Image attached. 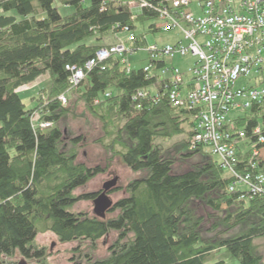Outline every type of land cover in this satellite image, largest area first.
<instances>
[{
  "label": "trees",
  "instance_id": "obj_1",
  "mask_svg": "<svg viewBox=\"0 0 264 264\" xmlns=\"http://www.w3.org/2000/svg\"><path fill=\"white\" fill-rule=\"evenodd\" d=\"M59 1L71 9L68 14L60 13L55 0H0V258L10 260L6 264L19 258L53 264L47 247L37 242L39 235L51 233L61 243L87 241L93 250L116 232L108 257L95 258L90 251L72 264H227V256L239 264H263L257 240L264 239V193L252 195L242 186L231 190L237 181L218 157L208 147L191 150V112L172 104L156 75L165 64L150 61V73L112 55L86 67L125 28L135 33L130 47L144 48L145 34L136 33L137 23L160 20L167 0H144L148 5L137 14L129 4L138 0ZM156 26L152 32L159 31ZM73 68L85 72L77 89L70 84ZM48 71L51 88L28 110L18 90ZM75 90L102 124L103 136L96 142L133 172L144 173L107 215L118 214L106 219L71 210L98 197L75 191L105 172L78 162L83 137L73 138L71 148L66 145L63 125L70 109L60 97L71 101ZM139 92L145 95L138 97ZM34 113L51 127H38ZM235 122L247 139L246 145L237 144L235 170L264 175L263 157H254L249 148L264 149L253 135L261 127L264 138V99ZM181 135L187 137L181 159L197 161L176 172V159L163 143Z\"/></svg>",
  "mask_w": 264,
  "mask_h": 264
},
{
  "label": "built area",
  "instance_id": "obj_2",
  "mask_svg": "<svg viewBox=\"0 0 264 264\" xmlns=\"http://www.w3.org/2000/svg\"><path fill=\"white\" fill-rule=\"evenodd\" d=\"M136 3L141 8L148 5L144 0L133 1L129 4L130 10ZM161 20L164 25L160 26L166 32L178 28L186 40V43L153 46L150 57L152 62L165 64L156 75H160L167 86L172 104L191 112L195 123L191 148L208 147L219 158L220 164L237 181L231 190L242 186L249 194H263V174L241 175L234 166L238 138L247 141L244 133L237 129L235 118L247 113L253 103L264 99V0H167ZM124 31L129 32V29ZM134 37L132 35L130 40ZM126 51L123 43L101 49L97 58L86 67L91 69L112 55L123 56ZM188 56L197 59L188 72L167 63V60ZM144 70L152 73L153 63ZM72 71L71 89H77L85 72L75 68ZM241 79L246 83L238 86ZM144 95L139 92L138 97ZM60 99L67 103L65 96ZM51 125L43 122L39 127L47 129ZM261 131L258 127L253 135L259 137V143H264ZM252 154L261 156L256 146ZM251 165L255 167L253 162ZM241 195L245 197L246 194Z\"/></svg>",
  "mask_w": 264,
  "mask_h": 264
},
{
  "label": "rangeland",
  "instance_id": "obj_3",
  "mask_svg": "<svg viewBox=\"0 0 264 264\" xmlns=\"http://www.w3.org/2000/svg\"><path fill=\"white\" fill-rule=\"evenodd\" d=\"M133 8L135 13H138V9L141 8L140 4ZM54 6L60 11L62 15L68 14L71 9L69 7L63 6L59 0H55ZM138 10V11H137ZM13 12H10L11 14ZM153 25L159 27V31L152 32L151 28ZM163 20H149L144 23H137V34H145L146 44L144 48H139L137 51L133 50L130 47L132 41L130 40L132 35L135 36L133 32L124 31L119 33L114 37L115 43L112 45L117 47L122 43L126 45L127 51L124 53V61H128V65L132 68H142L147 67L151 61L150 49L153 46L164 47L167 45H175L178 42L186 43L184 33L180 29H174L172 31L166 32L163 27ZM187 25H184L186 27ZM112 38H110L109 43H112ZM111 47V46H110ZM104 54H100V56ZM122 57V56H121ZM197 59L194 56H188L186 58L176 57L174 60H167V63L170 66L178 67L183 72H188L190 67L194 65ZM152 72H154L152 70ZM52 71H48L46 74L39 77L34 83H31L27 86H24L18 90V93L26 105L28 110L34 109L38 105L36 98L42 94L43 90H49L53 83ZM246 83V80L241 79L238 82V86H243ZM151 92H155L153 88L149 89ZM78 93V92H77ZM76 90L73 96H71V101L63 103L65 107L70 109V112L66 119L64 120L63 130L65 134L66 145L71 148V141L73 138L83 137V143L78 147V162L85 163L91 167L101 166L105 169V172L97 175L95 178L90 180L85 186L78 188L75 191L76 195L90 194V193H99L101 194L103 188L106 184L110 182H117L111 191L108 193V196L115 204L120 199L127 196L126 188L127 186L135 179L144 176V173H135L130 168H128L123 160L120 157H113L102 145L98 144L96 140L103 136L102 124L101 122L94 117L86 108L82 101L77 100ZM98 103V102H97ZM237 114V113H235ZM239 114V113H238ZM39 113H34V120L36 125L39 127L42 122H40ZM186 135H181L173 138L170 141L164 142L163 146L165 150L170 153L176 159L175 171L183 172L188 170L191 167V164L197 161V157L194 160L181 159L182 148L181 144L186 140ZM247 141H239V144L246 145ZM248 146V145H247ZM255 146H249L250 149H254ZM191 150H194L191 148ZM210 150V149H209ZM186 153L190 152L189 149L185 150ZM261 156L264 159V149L260 151ZM213 158H217L213 156ZM219 159V158H218ZM98 194V196H99ZM94 201L92 200H81L75 204L71 210L75 212H84L89 214V216H96L94 212ZM203 215L206 214L203 210L200 211ZM118 212L114 214L107 215L108 217L116 216ZM118 235L116 232H111L110 236L101 239L98 241L97 248L92 250V247L87 241H75L72 243H61L58 239L51 233H45L39 235L37 242L42 246L47 247V252L49 253V261L53 264H72L73 259L78 260L81 255H84L86 252H93L95 258H106L108 257L112 250L113 246L116 243ZM257 245L259 252L263 256L264 264V239L257 240ZM80 248L81 251H74L75 248ZM227 264H239L237 261L231 257H225ZM0 260L4 263H8V260L5 257H1ZM21 258L18 259V262ZM28 264H38L34 260H27Z\"/></svg>",
  "mask_w": 264,
  "mask_h": 264
},
{
  "label": "water",
  "instance_id": "obj_4",
  "mask_svg": "<svg viewBox=\"0 0 264 264\" xmlns=\"http://www.w3.org/2000/svg\"><path fill=\"white\" fill-rule=\"evenodd\" d=\"M117 182H110L103 188V192L94 200V212L97 217L106 219L108 212L113 208L114 203L108 196V192L116 186ZM0 264H5L4 261L0 260ZM17 264H28L27 260L21 258Z\"/></svg>",
  "mask_w": 264,
  "mask_h": 264
},
{
  "label": "flooded vegetation",
  "instance_id": "obj_5",
  "mask_svg": "<svg viewBox=\"0 0 264 264\" xmlns=\"http://www.w3.org/2000/svg\"><path fill=\"white\" fill-rule=\"evenodd\" d=\"M110 191H111V190H110ZM110 191H109V192H110ZM102 192H103V191H102ZM109 192H108V193H109ZM96 194H97V193H96ZM98 194H99V193H98ZM97 196H98V195H97Z\"/></svg>",
  "mask_w": 264,
  "mask_h": 264
}]
</instances>
